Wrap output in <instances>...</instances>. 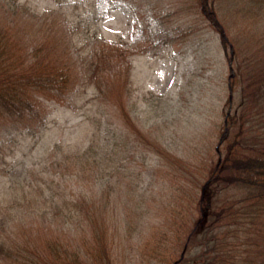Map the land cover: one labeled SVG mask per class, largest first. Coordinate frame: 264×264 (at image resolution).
Here are the masks:
<instances>
[{
  "label": "trees",
  "instance_id": "obj_1",
  "mask_svg": "<svg viewBox=\"0 0 264 264\" xmlns=\"http://www.w3.org/2000/svg\"><path fill=\"white\" fill-rule=\"evenodd\" d=\"M190 4L228 48L227 103L238 99L225 111L222 155L212 162L209 156L181 159L167 152L160 164L168 177L163 193H133L132 186L119 208V196L105 194L99 202L91 197L94 181L107 170L111 177L119 171L107 169L116 132L110 130V142L109 130L99 131L83 150L65 156L69 167L88 172L76 198L66 195L69 182L47 178V186L57 182L53 189L64 191L59 202L55 194L43 195L46 188L38 181H29L19 184L26 203L17 205L19 197H10L17 185L10 186L11 194L0 201V264H121L113 257L110 224L114 235L123 228V238L135 237L130 245L140 264H264V0H235L230 9L217 0ZM229 10L234 17L228 18ZM50 15L61 20L54 23ZM74 31L66 13H39L18 0H0V133L8 139L42 124L44 101L64 104L75 84H91L98 101L129 90V51L96 32L77 45ZM125 107L119 99L116 115L126 120ZM5 156L0 152V161ZM60 178L65 180L64 171ZM35 190L42 191L40 199L27 198ZM48 204L50 212L41 210ZM31 215L41 217L38 225L27 223ZM21 227H27L24 233Z\"/></svg>",
  "mask_w": 264,
  "mask_h": 264
},
{
  "label": "rangeland",
  "instance_id": "obj_2",
  "mask_svg": "<svg viewBox=\"0 0 264 264\" xmlns=\"http://www.w3.org/2000/svg\"><path fill=\"white\" fill-rule=\"evenodd\" d=\"M18 1L39 13L49 9L66 13L77 29L74 31L77 45L92 39L94 32L106 40L118 41L124 51H129L130 83L129 90L124 87L120 96L104 98L105 101L94 99L91 84H75L73 98L68 97L64 104L44 101L47 116L39 126L30 131L23 129L21 133L9 129L14 131L10 139L0 133L5 144L0 152H6L5 159L0 161V201L11 194L10 186L17 185L10 197H19L17 205L25 204L19 184L29 181L33 184L38 181L46 188L43 195L55 194V199L58 198L64 191L53 189L57 182L47 186V178L61 184L69 182L72 191L66 189V195L72 192L71 196L76 198L80 193L78 185L84 184L88 172H78L77 164L69 167L70 159L65 156L83 150L99 131L103 135L109 130L106 137L110 142L113 139L110 130L116 132L118 145L112 151L114 161H108L107 169L115 167L119 171L111 177L107 170L102 179L94 181L91 197L99 202L98 197L105 194L111 199L119 196V208L132 186L136 189L133 193H163L160 188L167 174L160 171V164L167 152L181 159L201 160L209 156L212 162L222 155L219 136L224 130L225 111L234 109L238 97L231 106L227 103L228 48L222 46L219 34L208 21L197 16L190 4L193 0ZM217 1L226 9L235 2ZM229 14L232 15L230 10L228 18ZM48 18L54 23L61 20L58 15ZM119 99L130 116L126 120L116 115ZM3 130L1 127L0 132ZM61 171L65 172L64 181L60 178ZM41 192L35 190L26 195L40 199ZM48 206L41 210L50 212L53 207ZM110 212L105 209L108 216ZM116 217L112 216L111 221L115 223ZM27 218V223L34 226L41 221L39 215ZM24 228L27 227L18 228L20 233ZM123 230L114 235L112 224L108 227L113 257L121 260V264H140L136 248L134 252L130 245L135 237L123 238Z\"/></svg>",
  "mask_w": 264,
  "mask_h": 264
}]
</instances>
